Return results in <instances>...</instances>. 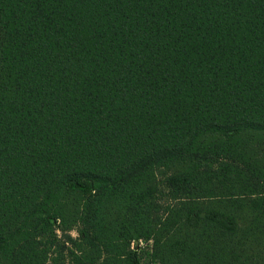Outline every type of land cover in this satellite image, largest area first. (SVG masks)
Instances as JSON below:
<instances>
[{"label":"trees","instance_id":"obj_1","mask_svg":"<svg viewBox=\"0 0 264 264\" xmlns=\"http://www.w3.org/2000/svg\"><path fill=\"white\" fill-rule=\"evenodd\" d=\"M0 264H264V0H0Z\"/></svg>","mask_w":264,"mask_h":264},{"label":"rangeland","instance_id":"obj_2","mask_svg":"<svg viewBox=\"0 0 264 264\" xmlns=\"http://www.w3.org/2000/svg\"><path fill=\"white\" fill-rule=\"evenodd\" d=\"M71 189L74 190V191H83V192H86V193H90L91 190H92L90 186L81 187V186L77 185L76 183H73L71 185ZM72 235H74V236L77 235L76 231H72ZM150 249H151V242L146 241L145 242V249H144L143 254L145 256H147L150 253V251H151Z\"/></svg>","mask_w":264,"mask_h":264}]
</instances>
